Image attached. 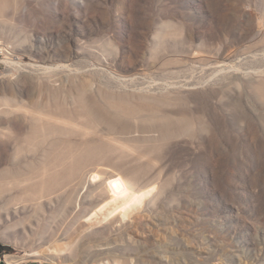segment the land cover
Segmentation results:
<instances>
[{
	"label": "rangeland",
	"instance_id": "obj_1",
	"mask_svg": "<svg viewBox=\"0 0 264 264\" xmlns=\"http://www.w3.org/2000/svg\"><path fill=\"white\" fill-rule=\"evenodd\" d=\"M0 44V264H264V0H0Z\"/></svg>",
	"mask_w": 264,
	"mask_h": 264
},
{
	"label": "trees",
	"instance_id": "obj_2",
	"mask_svg": "<svg viewBox=\"0 0 264 264\" xmlns=\"http://www.w3.org/2000/svg\"><path fill=\"white\" fill-rule=\"evenodd\" d=\"M7 249H8V248H7L6 246L0 244V256H1V254H2L4 251H6Z\"/></svg>",
	"mask_w": 264,
	"mask_h": 264
},
{
	"label": "built area",
	"instance_id": "obj_3",
	"mask_svg": "<svg viewBox=\"0 0 264 264\" xmlns=\"http://www.w3.org/2000/svg\"><path fill=\"white\" fill-rule=\"evenodd\" d=\"M1 45V44H0ZM0 51H7V47L6 46H2L1 48H0Z\"/></svg>",
	"mask_w": 264,
	"mask_h": 264
},
{
	"label": "bare ground",
	"instance_id": "obj_4",
	"mask_svg": "<svg viewBox=\"0 0 264 264\" xmlns=\"http://www.w3.org/2000/svg\"><path fill=\"white\" fill-rule=\"evenodd\" d=\"M65 123H67L66 121H65V119L63 120Z\"/></svg>",
	"mask_w": 264,
	"mask_h": 264
},
{
	"label": "water",
	"instance_id": "obj_5",
	"mask_svg": "<svg viewBox=\"0 0 264 264\" xmlns=\"http://www.w3.org/2000/svg\"><path fill=\"white\" fill-rule=\"evenodd\" d=\"M2 264V263H1Z\"/></svg>",
	"mask_w": 264,
	"mask_h": 264
}]
</instances>
